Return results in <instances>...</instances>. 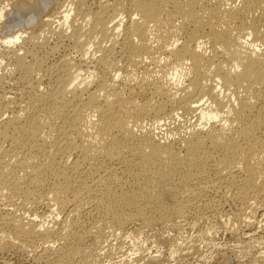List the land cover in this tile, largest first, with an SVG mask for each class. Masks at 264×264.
<instances>
[{
	"label": "bare ground",
	"instance_id": "6f19581e",
	"mask_svg": "<svg viewBox=\"0 0 264 264\" xmlns=\"http://www.w3.org/2000/svg\"><path fill=\"white\" fill-rule=\"evenodd\" d=\"M7 1L25 18L43 5ZM64 3L38 31L0 38L7 239L56 240L54 260L73 264L103 227L170 222L209 191L254 209L264 185V0ZM36 205L64 214L62 225L41 229L18 214ZM88 207L99 213L89 224L77 216Z\"/></svg>",
	"mask_w": 264,
	"mask_h": 264
},
{
	"label": "rangeland",
	"instance_id": "374dc122",
	"mask_svg": "<svg viewBox=\"0 0 264 264\" xmlns=\"http://www.w3.org/2000/svg\"><path fill=\"white\" fill-rule=\"evenodd\" d=\"M56 1L64 3V0ZM56 1L38 0L40 5L43 4L40 10H38V12L31 18H25L19 17L18 14L15 15L16 13L13 14V5L10 1L0 0V9L2 8V11H0V38L3 40L15 31H23L22 36L25 38L30 31H38V28H40V25L45 17L48 18L54 10H57L58 5L56 4ZM93 1L96 0H91V3H93ZM54 5H57V7L55 6L54 8ZM68 7L71 8L72 6L67 3L65 8L67 9ZM54 20L52 25L56 26V22L58 20L55 18ZM120 27L121 29L123 28L122 25ZM23 42V40H17L13 46L18 47V45L21 44L22 48V45L24 44ZM64 46L67 49V46L63 43L62 48H65ZM19 51H22V49ZM19 85L20 83L14 86L20 87ZM191 120H193V118ZM263 188L260 195L262 198L259 197L260 199L258 198V200L254 203V205L257 203L254 206V209H244V206H242L238 198L235 197V200L231 195L224 196L222 195L221 190H219L221 191L220 193L219 191H209L206 193V198L204 195L200 198L201 200L198 199V202L197 200L195 201L196 204L194 202L195 205H192V210L188 209L184 212V214L177 216V218L174 217L170 222L161 219L157 221L155 220L149 225H142L140 220L137 221L135 219L131 221H124L118 225V227H103L101 229L102 234L100 233L98 237H96L97 239L92 238L93 236H88L83 243L85 246L82 244L84 250L85 248L86 250L90 249L91 247L89 248V246L91 245L94 246L92 247L93 253L91 252L92 254L90 253V255L85 259L76 257L72 263L116 264L118 262L117 264H124V262L127 261L128 263L134 264H148L147 262L149 260V263L154 260L151 264H220L223 261H228V264H264ZM209 197H211L210 199L212 201L205 204V200ZM222 197H225L224 201ZM31 208L29 209L30 211L27 210L24 212L19 210L18 213L17 211L15 212L16 208L14 209L12 206H7V211H14L16 215L18 213L19 215H22V218L24 219L26 217L34 218L37 223L40 222L39 225L41 229L44 226L52 225H54L52 227H60V225H62L60 224L62 222L61 220H64L63 218H65L64 214L53 217L52 214L49 213L48 209H45L46 207L44 208V205H36ZM241 211H243V213ZM1 212L2 211H0V238H2L7 231H9V227L1 221ZM45 213H48L49 215H46ZM77 216L80 221L83 220L86 223L99 219V213L93 207H88L87 210H84V212L82 211V213L80 212ZM47 221L50 222L47 223ZM5 239H7L6 235L0 239V264L57 263L56 259L54 260V258H56L55 250L59 246V243L56 240H52V244L50 240H44L40 236H36L34 239L32 238V241H27V244V242H14L12 239ZM96 240L97 242H94ZM44 241L47 242L45 243Z\"/></svg>",
	"mask_w": 264,
	"mask_h": 264
}]
</instances>
